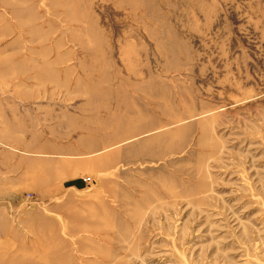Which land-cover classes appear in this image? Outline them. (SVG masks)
Wrapping results in <instances>:
<instances>
[{
  "label": "rangeland",
  "instance_id": "374dc122",
  "mask_svg": "<svg viewBox=\"0 0 264 264\" xmlns=\"http://www.w3.org/2000/svg\"><path fill=\"white\" fill-rule=\"evenodd\" d=\"M0 264H264V0H0Z\"/></svg>",
  "mask_w": 264,
  "mask_h": 264
}]
</instances>
